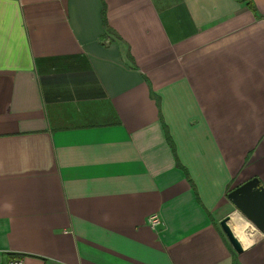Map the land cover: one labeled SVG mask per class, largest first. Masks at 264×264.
<instances>
[{
  "label": "crops",
  "instance_id": "crops-1",
  "mask_svg": "<svg viewBox=\"0 0 264 264\" xmlns=\"http://www.w3.org/2000/svg\"><path fill=\"white\" fill-rule=\"evenodd\" d=\"M251 178L264 0H0V264H264Z\"/></svg>",
  "mask_w": 264,
  "mask_h": 264
},
{
  "label": "water",
  "instance_id": "water-1",
  "mask_svg": "<svg viewBox=\"0 0 264 264\" xmlns=\"http://www.w3.org/2000/svg\"><path fill=\"white\" fill-rule=\"evenodd\" d=\"M228 200L237 212L257 231L264 233V186L257 178H251L227 194ZM227 216L219 223L228 243L237 254L243 252L242 246L228 226Z\"/></svg>",
  "mask_w": 264,
  "mask_h": 264
},
{
  "label": "built area",
  "instance_id": "built-area-1",
  "mask_svg": "<svg viewBox=\"0 0 264 264\" xmlns=\"http://www.w3.org/2000/svg\"><path fill=\"white\" fill-rule=\"evenodd\" d=\"M150 223L152 226H156L159 224V219L155 216L150 218ZM7 264H23V261L20 258H13L7 262Z\"/></svg>",
  "mask_w": 264,
  "mask_h": 264
},
{
  "label": "rangeland",
  "instance_id": "rangeland-1",
  "mask_svg": "<svg viewBox=\"0 0 264 264\" xmlns=\"http://www.w3.org/2000/svg\"><path fill=\"white\" fill-rule=\"evenodd\" d=\"M180 64H181V59H180Z\"/></svg>",
  "mask_w": 264,
  "mask_h": 264
}]
</instances>
